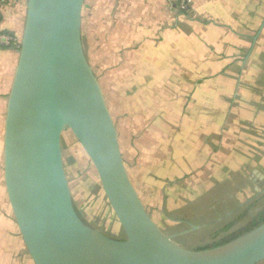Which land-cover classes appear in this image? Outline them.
<instances>
[{
    "label": "crops",
    "instance_id": "0c3cea01",
    "mask_svg": "<svg viewBox=\"0 0 264 264\" xmlns=\"http://www.w3.org/2000/svg\"><path fill=\"white\" fill-rule=\"evenodd\" d=\"M26 9L27 0L7 7L0 28L22 34ZM82 35L130 178L159 225L173 206L188 213L177 217L179 223L202 227L206 223L194 210L202 209L206 194L235 186L233 178L192 194L186 182L202 149L217 161L215 170L222 169L221 160L235 163L247 154L248 168L254 166L260 176L251 179L254 194L247 203L264 198V147H258L264 143V0H190L185 11L178 0H85ZM18 60V49L0 47V264H35L12 210L4 170L7 101ZM197 138L203 148L193 157ZM256 144L259 154L253 158ZM129 169H139L141 180ZM239 173L232 169L230 175ZM140 183L154 190L160 204H146ZM182 188L189 195L184 204L177 194ZM242 199L236 196L218 213L219 235L195 248L243 231L257 219L264 208L236 227L243 214L234 211Z\"/></svg>",
    "mask_w": 264,
    "mask_h": 264
},
{
    "label": "water",
    "instance_id": "95a60500",
    "mask_svg": "<svg viewBox=\"0 0 264 264\" xmlns=\"http://www.w3.org/2000/svg\"><path fill=\"white\" fill-rule=\"evenodd\" d=\"M84 2L27 0L7 101L5 181L34 263L257 264L264 260V221L225 243L199 249L178 243L150 215L130 178L115 120L86 54ZM66 128L93 163L123 237L91 226L80 214L64 163Z\"/></svg>",
    "mask_w": 264,
    "mask_h": 264
},
{
    "label": "rangeland",
    "instance_id": "374dc122",
    "mask_svg": "<svg viewBox=\"0 0 264 264\" xmlns=\"http://www.w3.org/2000/svg\"><path fill=\"white\" fill-rule=\"evenodd\" d=\"M189 146L190 144L187 145V147ZM217 146H219V144L216 143V147ZM255 146L256 147L254 150L256 151L254 154H252L253 158L258 156L259 154L257 144ZM260 146L264 147V143H259L258 147ZM191 147L193 149V157H195L196 154H199V152L197 151L203 148V143L199 138H197V141L194 142ZM62 148L67 177L69 179L73 197L80 214L91 226L107 233L110 236L123 237L125 235L124 231L103 192L97 171L87 153L84 151L83 147L69 128H66L64 131ZM199 158L200 159L194 160V175L192 177H188L186 182L188 186H191L190 189L192 190L193 195L197 196L199 192L201 195V192H203V190L207 192L215 185L223 183L224 181H229L231 179L233 180V178H235L236 180L234 179L233 184L235 185L237 191L230 196L232 198H236V196L238 198L243 197L242 200L244 201V203L243 201L241 202L243 203V206L234 211L235 215L243 214V216L236 222V227L243 226L246 221L250 220L253 214H256L259 210L264 208V198L260 199L253 206H251L252 202L250 204L247 203L249 199L251 200L254 194L251 183L253 182L252 180H254L255 178L260 179V176L258 177V175H255L258 174L259 171H255L254 166L248 168L249 158L247 154H243V157L240 155V158L235 163L233 161L221 160L222 169L218 170H215L217 165L214 167V164L212 163L216 160H211L206 150L202 149V151H200ZM223 163L226 164V166H222L224 165ZM232 169H236V172L240 173L237 175H230ZM129 170L132 174V177L136 181L141 180L139 169ZM238 182H240V185L238 184ZM242 186H245L247 188L246 189L244 187L248 192L246 198V193L244 194ZM138 187L143 196L148 198V200L145 198V202L147 205L149 204V201L154 202V205L160 204L159 198L156 194H154V190L152 191V188L148 187L146 190L145 188H143L142 183H140ZM221 188L222 186H219L215 190H222ZM186 192H188L187 188H182L177 192V194H182V196L179 197L178 201L184 200L183 204L186 202V199L189 196L186 195ZM193 195L191 196L196 197ZM228 195V193H225L226 199L224 200H227V202L228 200H230V198H228ZM219 196H221L220 199L222 201V195H220L218 192H208L205 197V206L210 207L215 202L220 203L221 201L218 198ZM178 204L179 203L174 202V205ZM179 209L180 208L173 206H171V208H168V216H165V214V217L162 216V218L164 219L160 221L159 226L167 234L173 235L174 239L183 246L195 248L202 243L210 241V235H215V233L219 231L221 226L223 225V222H215V220L213 221L206 219L203 220L206 224L202 225V227H199L198 229H193L189 224L179 223L177 221L178 216L181 217L184 215L182 214V209Z\"/></svg>",
    "mask_w": 264,
    "mask_h": 264
},
{
    "label": "trees",
    "instance_id": "16d2710c",
    "mask_svg": "<svg viewBox=\"0 0 264 264\" xmlns=\"http://www.w3.org/2000/svg\"><path fill=\"white\" fill-rule=\"evenodd\" d=\"M240 185V184H239ZM219 187V186H218ZM222 190H215V192H218L220 195H222V201L220 199L221 196H219L218 198L220 199V203H213L210 207H206L205 206V199L203 200L204 201V204L202 205V209H199L196 208L194 211L196 214H198L200 217H202L204 220L206 219H209V220H216V217L218 215L219 212H222L225 208V206H229L231 207L235 202V198H232L230 195L234 194L236 191V187L235 186H232V185H223ZM213 191H211L210 193H212ZM225 193H228V198H230V200H224L226 199V196H225ZM208 194V193H207ZM224 194V195H223ZM223 202V203H222ZM188 216V213L185 212L184 215H183V218H187ZM262 221H264V209L259 213V215L257 216V219L250 225L248 226L245 230L243 231H239L237 233H234L232 235H230L229 237H226L224 239H221L219 241H216L212 244H207V245H204V246H201L199 247V249H203V248H208V247H212V246H216V245H219V244H222V243H225L243 233H245L246 231L252 229L253 227H255L256 225H258L259 223H261ZM219 231H217L215 233V235H219Z\"/></svg>",
    "mask_w": 264,
    "mask_h": 264
},
{
    "label": "built area",
    "instance_id": "2783aa9c",
    "mask_svg": "<svg viewBox=\"0 0 264 264\" xmlns=\"http://www.w3.org/2000/svg\"><path fill=\"white\" fill-rule=\"evenodd\" d=\"M21 0H0V23L2 21L4 11L7 7L17 5ZM190 0H178L179 9L185 11L189 7ZM22 42V34L16 31H10L0 28V47L20 49Z\"/></svg>",
    "mask_w": 264,
    "mask_h": 264
}]
</instances>
